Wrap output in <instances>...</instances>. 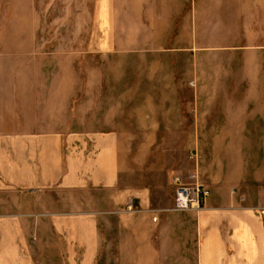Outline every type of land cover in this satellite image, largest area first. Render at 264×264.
Instances as JSON below:
<instances>
[{"label": "crops", "instance_id": "obj_1", "mask_svg": "<svg viewBox=\"0 0 264 264\" xmlns=\"http://www.w3.org/2000/svg\"><path fill=\"white\" fill-rule=\"evenodd\" d=\"M97 15L102 59L143 64L133 85L114 72L95 88L97 114L71 93L63 112L49 97L44 122L34 97L27 119L26 89L0 86V264H57L59 250L94 264L99 218L151 249L189 228L193 264H264V0H99ZM171 142L179 177L210 191L198 212L173 211L174 189L138 187Z\"/></svg>", "mask_w": 264, "mask_h": 264}, {"label": "rangeland", "instance_id": "obj_2", "mask_svg": "<svg viewBox=\"0 0 264 264\" xmlns=\"http://www.w3.org/2000/svg\"><path fill=\"white\" fill-rule=\"evenodd\" d=\"M98 4L99 0H0V86L26 89V94L20 95V102L25 105L27 119L34 97L35 103L40 104L44 122L48 118L43 111L55 107L49 104V97L52 98L50 103L60 106L58 110L63 112L60 108L73 93V101L83 97L88 99L87 107L96 110L97 114L95 88L115 86L114 72L119 78V87L133 85L130 66L137 64L141 68L143 64L130 63L125 57L120 63L102 59L104 53L99 52L96 42L99 36L107 35V30L105 24L98 22ZM33 88H40L41 94H29ZM76 113L80 115L83 111ZM76 119L77 115L72 119L74 124L70 125L72 131L79 126ZM91 121L96 123L97 115ZM42 125L43 130L48 131V127ZM65 129L63 127L61 131ZM181 145L178 142L160 144L171 157H155L154 173H139L138 187H149L157 197L169 196L175 188L174 179L186 176L181 174L185 171ZM103 219L112 218L97 220L95 244L89 248V251L93 249L94 264L195 262V240L189 228L176 232L171 240L159 239L151 249L145 232L135 233L136 239H123L114 225L103 223ZM106 226H109L108 230H104ZM127 230L122 235H128ZM130 241L137 242V246L130 247ZM58 253L57 264H63L61 250Z\"/></svg>", "mask_w": 264, "mask_h": 264}, {"label": "built area", "instance_id": "obj_3", "mask_svg": "<svg viewBox=\"0 0 264 264\" xmlns=\"http://www.w3.org/2000/svg\"><path fill=\"white\" fill-rule=\"evenodd\" d=\"M175 180L173 211H195L203 208L205 200L208 198L209 189L198 180L196 173L187 175L183 181L180 177ZM264 213V210H263Z\"/></svg>", "mask_w": 264, "mask_h": 264}]
</instances>
